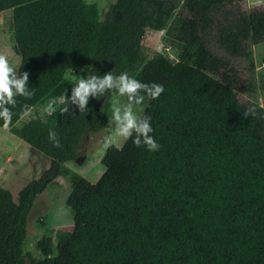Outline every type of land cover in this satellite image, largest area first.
Masks as SVG:
<instances>
[{"label": "trees", "instance_id": "trees-1", "mask_svg": "<svg viewBox=\"0 0 264 264\" xmlns=\"http://www.w3.org/2000/svg\"><path fill=\"white\" fill-rule=\"evenodd\" d=\"M241 2L117 0L101 21L86 0H0V12L13 9L17 78L27 72L25 91L33 93L14 97V107L3 104L13 113L7 127L51 158L17 198L0 187V264H264V107L240 101L238 93L250 90L234 65L246 59L253 66L264 10ZM147 28L166 30L180 45L176 62L144 54ZM72 61L88 76L126 72L164 86L155 100L142 93L158 151L131 138L109 145L96 183L65 165L78 158L84 135L108 126L116 93L91 95L81 112L71 99L75 81L64 78ZM53 100L48 120L16 125ZM59 176L71 181L66 205L74 223L50 230L38 242L41 255L26 260L29 213Z\"/></svg>", "mask_w": 264, "mask_h": 264}, {"label": "rangeland", "instance_id": "rangeland-1", "mask_svg": "<svg viewBox=\"0 0 264 264\" xmlns=\"http://www.w3.org/2000/svg\"><path fill=\"white\" fill-rule=\"evenodd\" d=\"M95 3L99 9V20L106 19L111 6L117 0H86ZM244 10L263 9L264 0H242ZM13 9L0 12V54L5 55L16 69L19 68L21 57L14 50ZM253 52V66L246 59H234V65L248 84V93H238L240 101L244 103L256 102L264 107V44H251ZM143 51L147 57H152L156 52H162L171 61L176 62L181 53L180 45L166 34V30L158 31L147 28L143 41ZM67 73L74 79L87 78L88 70L77 61H72ZM112 104L127 103V98L120 97L118 93L111 96ZM49 101H43L31 108L18 122L21 127L31 118L40 117L49 119L45 109ZM148 105V98H144L138 106L143 109V115ZM53 106V105H52ZM54 107V106H53ZM55 108V107H54ZM117 122L111 117L109 124L103 130L84 135L80 142L79 155L75 161L65 165L71 171L96 183L105 172L102 158L108 146L105 137L114 135ZM127 139L117 138L115 145L122 147ZM51 158L37 149L28 145L23 139L12 133L7 126H0V187L10 189L15 197L19 191L33 180L41 178L50 168ZM71 181L68 176H59L41 194H39L28 216L27 239L24 246L26 260L37 258L41 255L38 242L50 230L68 229L74 223V213L66 205V200L71 192Z\"/></svg>", "mask_w": 264, "mask_h": 264}, {"label": "clouds", "instance_id": "clouds-1", "mask_svg": "<svg viewBox=\"0 0 264 264\" xmlns=\"http://www.w3.org/2000/svg\"><path fill=\"white\" fill-rule=\"evenodd\" d=\"M17 69L10 63L9 59L0 54V119H3L5 126L12 119V111L3 107V104L11 103L13 107L16 105L14 97L31 96L33 93L25 91V86L28 81V73L23 72V75L17 78ZM66 80L72 81L74 78L66 73ZM106 89H115L120 97H127V103L123 105L117 104L115 101L112 104V118L117 122L114 135L106 136L105 145L109 146L115 143L117 138H131L132 142L137 147H145L148 151L155 152L161 147L159 142L152 135L154 128L151 124V117L147 115H140L143 111L138 106L142 103L144 95L155 100L162 92L164 86L158 83H144L129 76L128 73H121L114 75L113 72H108L105 75H91L87 78L75 80V87L73 88L72 101H77L81 112L85 110L88 99L91 95H97L99 99L104 95ZM56 101L53 100L46 107L47 115L56 111L52 105ZM67 111V107L61 109V112ZM135 133V136H133ZM48 139L56 147H60V141L55 131H49ZM118 146V145H117Z\"/></svg>", "mask_w": 264, "mask_h": 264}]
</instances>
